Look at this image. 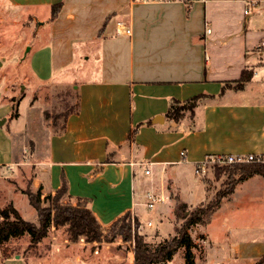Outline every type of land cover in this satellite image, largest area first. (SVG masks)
<instances>
[{"label":"crops","instance_id":"crops-1","mask_svg":"<svg viewBox=\"0 0 264 264\" xmlns=\"http://www.w3.org/2000/svg\"><path fill=\"white\" fill-rule=\"evenodd\" d=\"M1 1L34 11L38 35L47 32L42 40L49 44L48 72L40 73L32 57L33 79L71 85L76 94L62 126L48 128L47 152L33 185L54 194L66 181L69 195L87 199L104 230L127 212L143 223L141 207L149 191L165 199L155 209L160 220L166 210L174 214L178 198L190 206L201 203L184 199L181 187L193 190L197 181V191L205 190L195 167L208 155L264 154V50L259 47L264 0L248 14L244 10L252 0ZM54 6L56 14L44 19L41 12ZM81 60L83 71L76 79L72 70ZM245 70L253 76L243 89L227 87ZM199 95L193 116L179 121L167 116L173 100ZM206 226L202 238L194 233L199 226L189 230L193 243L205 249L199 262L196 253V264H211ZM145 241L166 242L147 235ZM183 252L184 247L167 264H176L179 256V264H186ZM263 255L251 264H259ZM127 259L136 264L135 250L117 258ZM3 264L27 261L16 254Z\"/></svg>","mask_w":264,"mask_h":264},{"label":"rangeland","instance_id":"rangeland-1","mask_svg":"<svg viewBox=\"0 0 264 264\" xmlns=\"http://www.w3.org/2000/svg\"><path fill=\"white\" fill-rule=\"evenodd\" d=\"M52 11H42L41 15L47 19ZM35 15L30 9L11 6L0 0V210L15 204L23 218L39 225V212L30 204L29 193L38 195L41 209L53 213L56 204L78 207L79 203L64 195L57 198L55 193L44 194L33 185L37 164L47 152L49 129H59L68 111L76 105V94L71 85L38 83L32 77L29 68L32 57L35 58L31 62L38 64L40 73L48 72L46 49L49 44L42 40L47 32L38 35L39 22ZM82 71L83 60L72 72L77 79ZM46 112L49 113L48 121ZM222 166L226 165L210 164L205 174L197 175L201 180L208 179L203 182L205 190L198 188L197 191V181L192 185L193 190L191 185H182V197L190 203H207L215 199L219 192L227 189L233 178L240 176ZM235 190L232 200L222 203L212 222L204 229L210 237L208 244L212 245L209 249L211 264H251L264 251V179L255 175L238 183ZM160 206L158 204L157 208ZM141 209L144 215L139 226H136V216L131 212L129 221L133 234L137 232L144 238L145 235L151 236L156 242L174 238L176 218L173 212L161 213L160 220L155 210H148L145 206ZM148 220L153 222L152 227L147 225ZM198 228L199 231L194 233L204 237L202 226ZM147 229L155 232L148 234ZM66 230V227H52L48 236L37 245L31 244L28 235L13 240L8 245L10 255H21L27 264H97V261L98 264H128V259L120 263L117 258L121 254L128 256V252L135 250L134 241L126 242L121 238L110 243L104 238L101 242H87L84 238L72 242ZM109 230L103 229V234ZM156 232L160 234L159 238L155 237ZM201 248L204 254L205 249ZM196 253L200 256L197 258L199 262L203 254ZM180 259V256L176 257L174 263L179 264ZM0 264H3L2 259Z\"/></svg>","mask_w":264,"mask_h":264},{"label":"trees","instance_id":"trees-1","mask_svg":"<svg viewBox=\"0 0 264 264\" xmlns=\"http://www.w3.org/2000/svg\"><path fill=\"white\" fill-rule=\"evenodd\" d=\"M54 7L53 15L56 14V6ZM252 76L253 71L245 70L239 80L227 82L226 85L237 90L243 89ZM202 97L203 95L195 96L185 102L173 100L167 116L174 121H179L186 115L193 116L195 107ZM45 118L48 121V112L45 113ZM221 168H227L232 174L239 173L240 176L239 178H233L227 189L224 192H219L215 199L210 202H201L195 206H190L181 199H176L174 206L176 218L174 231L176 235L172 241H166L156 246L147 244L145 238L137 232L133 234L132 225L129 221L131 212H127L117 219L111 225L108 233L104 235L102 225L89 207V201L84 198H73L69 195L66 181L55 194L57 198L64 195L71 200H75L79 203L78 207L56 204L53 213L51 210L41 209L38 195L29 193L30 204L39 212L40 224H33L23 218L13 205L2 208L0 210V259L4 262L6 259L11 258L8 245L13 240H18L28 235L31 244L37 245L48 236L52 227H66V233L72 242H76L81 238H84L87 242H101L103 238L109 243L114 242L117 238H121L126 242L134 241L136 244V264H167L182 247H184L185 263L196 264L195 251L199 252L201 256L203 251L199 245L193 243L189 230L194 226L208 225L220 208L222 200L234 193L238 183L255 175L264 176V164H234L222 166ZM216 173L218 174L219 172L217 171ZM207 181V178L203 179L204 183ZM135 222L136 226L140 225V220L137 217ZM259 264H264V255Z\"/></svg>","mask_w":264,"mask_h":264},{"label":"built area","instance_id":"built-area-1","mask_svg":"<svg viewBox=\"0 0 264 264\" xmlns=\"http://www.w3.org/2000/svg\"><path fill=\"white\" fill-rule=\"evenodd\" d=\"M143 3H169V2H177L182 0H139ZM260 5V1L252 0L248 2L247 7L244 10L245 14H248L252 8H256ZM264 14V8L262 9ZM207 33L211 32L210 28H207ZM259 47L264 50V38L260 42ZM181 155L184 157L186 153L183 151ZM246 163H257L264 164V154H214L208 155L204 160L199 162L195 167V174L200 176L205 174L208 166L210 164L217 165H234V164H246ZM146 174L150 173L149 169H146ZM165 202V199L161 196H158L155 192L149 191L146 194V202L145 205L148 210H155L158 204ZM149 226L152 225L151 222L148 223Z\"/></svg>","mask_w":264,"mask_h":264},{"label":"water","instance_id":"water-1","mask_svg":"<svg viewBox=\"0 0 264 264\" xmlns=\"http://www.w3.org/2000/svg\"><path fill=\"white\" fill-rule=\"evenodd\" d=\"M2 122H0V124H1ZM161 264H165V263H161Z\"/></svg>","mask_w":264,"mask_h":264}]
</instances>
